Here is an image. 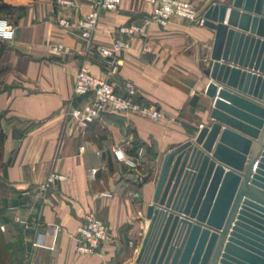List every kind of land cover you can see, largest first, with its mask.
Segmentation results:
<instances>
[{"label": "crops", "instance_id": "1", "mask_svg": "<svg viewBox=\"0 0 264 264\" xmlns=\"http://www.w3.org/2000/svg\"><path fill=\"white\" fill-rule=\"evenodd\" d=\"M57 1L0 0V18L16 28L14 41L0 42V115L6 134L0 162L1 227L8 241L21 236L18 264H135L166 154L207 123L200 106L210 79L202 72L201 56L211 48L215 31L174 17L166 27L153 23L146 36L129 38L120 27L151 22L149 3L121 0L117 12L101 13L94 49L118 40L131 43L118 54L110 83L120 95H126L125 82L133 83L139 91L134 99L155 106L163 119L109 111L83 131L65 117L76 75L86 67L105 79L112 67L96 52H87L80 36L77 23L90 12L89 4L63 8ZM188 1L202 16L226 0ZM63 17L73 26H61ZM146 43L150 51H143ZM56 44L68 52L53 53ZM195 95L201 100L193 107ZM118 149L138 166L118 160ZM52 171L65 180L45 192L42 187ZM135 192L140 199L131 196ZM87 212H95L111 235L95 253L84 255L77 252L75 233ZM56 226L61 230L55 236ZM40 234L47 246L55 240V248L34 246Z\"/></svg>", "mask_w": 264, "mask_h": 264}, {"label": "water", "instance_id": "2", "mask_svg": "<svg viewBox=\"0 0 264 264\" xmlns=\"http://www.w3.org/2000/svg\"><path fill=\"white\" fill-rule=\"evenodd\" d=\"M204 18L207 123L166 154L135 264H264V0Z\"/></svg>", "mask_w": 264, "mask_h": 264}, {"label": "built area", "instance_id": "3", "mask_svg": "<svg viewBox=\"0 0 264 264\" xmlns=\"http://www.w3.org/2000/svg\"><path fill=\"white\" fill-rule=\"evenodd\" d=\"M152 6V21L145 25H123L119 32L129 38L137 36H146L148 28L154 23L161 27H166L169 21L178 17L187 21L194 22L204 26V15H199L196 6L188 0H143ZM78 2L89 4L90 12L84 18L80 19L77 27L80 30V36L85 41L87 52L99 54L111 67L108 77L98 78L94 76L86 67H82L76 75L74 95L68 101L65 107V117L68 121L74 122L81 130H86L90 125L101 118L106 112L126 113L131 112L153 121L163 119V113L155 106L142 104L134 98L139 95L137 87L131 82H125L124 90L126 95H120L116 92L109 79L115 73L117 68L116 58L122 51L131 47L129 40H118L113 42L110 47L97 46L94 49L93 37L98 27L101 13L117 12L121 7V0H58L57 4L63 8H75ZM59 24L65 28L73 26L68 18H61ZM16 37V28L13 23L6 17L0 18V41L11 43ZM148 43L144 45L143 51H150ZM53 53L65 54L68 48L62 44H56L51 47ZM86 98L84 102L78 100ZM116 158L125 162L129 167L136 168L138 163L135 159L127 156L122 149L114 151ZM96 172V171H95ZM57 180H65V176L52 171L43 185V191L53 187ZM103 196L111 197V194L103 193ZM134 199H140L141 194L138 192L131 193ZM25 228L29 227L28 222L20 221ZM40 225V222L37 223ZM1 229L5 231V227ZM59 226L55 227V236L60 232ZM110 229L108 225L101 220L95 212H87L83 216L81 225L75 233L77 241V252L80 254L95 253L103 244L110 240ZM40 234L34 246L54 249L55 240L51 246H47Z\"/></svg>", "mask_w": 264, "mask_h": 264}, {"label": "trees", "instance_id": "4", "mask_svg": "<svg viewBox=\"0 0 264 264\" xmlns=\"http://www.w3.org/2000/svg\"><path fill=\"white\" fill-rule=\"evenodd\" d=\"M2 53L3 48L0 51V55H2ZM2 75L3 71L0 70V81ZM2 121L3 117L0 115V162L3 160L4 146L6 140V134L3 130ZM1 220L2 215L0 211V264H18L19 260L17 259L16 252L22 250L21 236L20 234H18L17 237H13L10 241H8V238L6 237L5 233L1 230Z\"/></svg>", "mask_w": 264, "mask_h": 264}, {"label": "rangeland", "instance_id": "5", "mask_svg": "<svg viewBox=\"0 0 264 264\" xmlns=\"http://www.w3.org/2000/svg\"><path fill=\"white\" fill-rule=\"evenodd\" d=\"M0 205H1V185H0ZM2 232H5L6 233V231H3V230H2Z\"/></svg>", "mask_w": 264, "mask_h": 264}]
</instances>
